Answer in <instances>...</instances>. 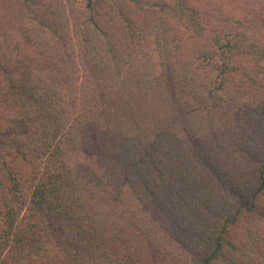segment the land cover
<instances>
[{
    "label": "trees",
    "instance_id": "obj_1",
    "mask_svg": "<svg viewBox=\"0 0 264 264\" xmlns=\"http://www.w3.org/2000/svg\"><path fill=\"white\" fill-rule=\"evenodd\" d=\"M0 264H264V0H0Z\"/></svg>",
    "mask_w": 264,
    "mask_h": 264
}]
</instances>
